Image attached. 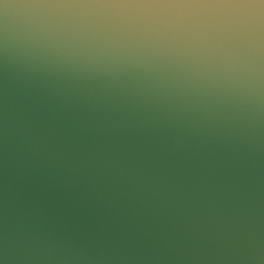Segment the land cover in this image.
Listing matches in <instances>:
<instances>
[{"label":"water","instance_id":"water-1","mask_svg":"<svg viewBox=\"0 0 264 264\" xmlns=\"http://www.w3.org/2000/svg\"><path fill=\"white\" fill-rule=\"evenodd\" d=\"M0 264H264V0H0Z\"/></svg>","mask_w":264,"mask_h":264}]
</instances>
